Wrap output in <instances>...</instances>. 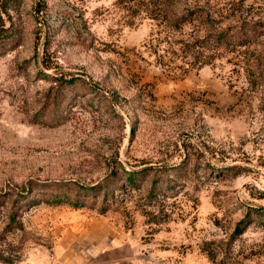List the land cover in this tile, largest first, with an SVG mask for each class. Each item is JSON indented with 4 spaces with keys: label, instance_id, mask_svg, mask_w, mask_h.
Returning <instances> with one entry per match:
<instances>
[{
    "label": "rangeland",
    "instance_id": "obj_1",
    "mask_svg": "<svg viewBox=\"0 0 264 264\" xmlns=\"http://www.w3.org/2000/svg\"><path fill=\"white\" fill-rule=\"evenodd\" d=\"M115 1L0 0V264H264V0H169L255 28L196 60Z\"/></svg>",
    "mask_w": 264,
    "mask_h": 264
},
{
    "label": "trees",
    "instance_id": "obj_2",
    "mask_svg": "<svg viewBox=\"0 0 264 264\" xmlns=\"http://www.w3.org/2000/svg\"><path fill=\"white\" fill-rule=\"evenodd\" d=\"M115 4L122 5L125 4V9L133 13V17L136 14L141 13L143 18L155 22L157 26H163L167 29L178 31L186 23H191L197 21L201 26L200 30L203 32L202 35H195L192 37L191 42L186 43L187 52L190 58L196 60L199 57V51L195 48H209L212 45L217 46H242L243 44L250 43L255 37V28L253 25H247L241 29H231L230 31L216 32L213 29V16L215 14L220 15L219 11L217 13L211 7L209 1L204 3H195L194 7L189 10L187 7L180 8L174 7V3L169 0H116ZM134 19H129L127 24H132ZM209 61H204L203 64H207ZM128 184L135 181V178L128 175L124 179ZM109 184L112 183L110 178L107 181ZM74 189V195L71 197L73 192H69V188H65L57 193H49V198L44 201L52 206H60L63 204L70 205L73 208H82L86 206V197L91 194L94 195V191L103 190L102 194L104 196L105 202H107V197L110 196L105 190V186L96 185L89 187L87 189L80 188ZM81 193V194H80ZM80 194V195H79ZM81 195L83 196L81 198ZM103 212V209L102 211Z\"/></svg>",
    "mask_w": 264,
    "mask_h": 264
}]
</instances>
